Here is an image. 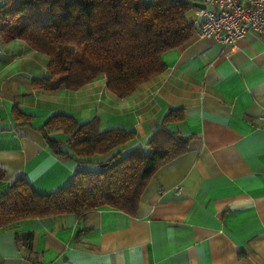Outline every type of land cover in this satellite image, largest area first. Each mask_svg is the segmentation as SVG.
Returning a JSON list of instances; mask_svg holds the SVG:
<instances>
[{"label":"crops","instance_id":"crops-1","mask_svg":"<svg viewBox=\"0 0 264 264\" xmlns=\"http://www.w3.org/2000/svg\"><path fill=\"white\" fill-rule=\"evenodd\" d=\"M161 60L164 72L123 99L104 76L47 92L33 86L47 75V56L0 38V195L20 178L54 192L93 167L50 150L40 130L55 114L133 131L130 147L144 148L164 116L182 109L165 127L187 140L151 177L134 216L100 207L13 223L0 229V264H264V41L248 34L224 46L195 35Z\"/></svg>","mask_w":264,"mask_h":264},{"label":"trees","instance_id":"trees-1","mask_svg":"<svg viewBox=\"0 0 264 264\" xmlns=\"http://www.w3.org/2000/svg\"><path fill=\"white\" fill-rule=\"evenodd\" d=\"M192 7L183 0H2L0 38L23 41L47 56V75L34 79L36 90L76 91L104 76L106 89L123 99L164 72L165 52L195 36ZM182 115V109L170 110L144 148L130 147L135 132L100 130L97 118L78 123L66 114L51 116L40 130L50 150L93 167L46 194L21 178L11 183L0 195V229L23 220L81 216L100 207L134 216L154 173L187 150V140L165 127ZM15 116L21 125L33 118L19 110ZM53 130L65 139L52 137ZM96 156L106 158L92 161Z\"/></svg>","mask_w":264,"mask_h":264},{"label":"built area","instance_id":"built-area-1","mask_svg":"<svg viewBox=\"0 0 264 264\" xmlns=\"http://www.w3.org/2000/svg\"><path fill=\"white\" fill-rule=\"evenodd\" d=\"M183 1L193 6L189 22L195 25V35L201 39H213L225 46L253 34L264 41V0Z\"/></svg>","mask_w":264,"mask_h":264},{"label":"water","instance_id":"water-1","mask_svg":"<svg viewBox=\"0 0 264 264\" xmlns=\"http://www.w3.org/2000/svg\"><path fill=\"white\" fill-rule=\"evenodd\" d=\"M196 6L200 7V8H204V5L202 4H196ZM107 164H101V167H105Z\"/></svg>","mask_w":264,"mask_h":264}]
</instances>
